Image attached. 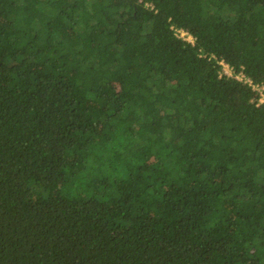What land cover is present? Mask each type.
<instances>
[{
  "label": "trees",
  "instance_id": "1",
  "mask_svg": "<svg viewBox=\"0 0 264 264\" xmlns=\"http://www.w3.org/2000/svg\"><path fill=\"white\" fill-rule=\"evenodd\" d=\"M219 59L264 83V0H0V264H264V105Z\"/></svg>",
  "mask_w": 264,
  "mask_h": 264
},
{
  "label": "built area",
  "instance_id": "2",
  "mask_svg": "<svg viewBox=\"0 0 264 264\" xmlns=\"http://www.w3.org/2000/svg\"><path fill=\"white\" fill-rule=\"evenodd\" d=\"M175 34L181 39L193 44L194 38L188 31L182 28H178V29H175ZM218 64L220 65V69H219L220 76H224L226 78H234L246 84L254 92L253 101L255 105L256 106H259L261 104L264 105V83L263 82L261 83L254 82L249 76L244 74L242 70H239V71L234 70V68L230 64H228L222 59L218 60Z\"/></svg>",
  "mask_w": 264,
  "mask_h": 264
}]
</instances>
